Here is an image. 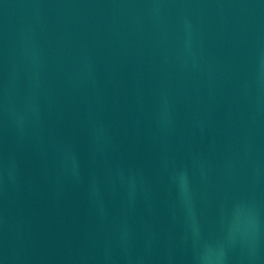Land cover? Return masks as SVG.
Returning a JSON list of instances; mask_svg holds the SVG:
<instances>
[{
	"label": "water",
	"instance_id": "obj_1",
	"mask_svg": "<svg viewBox=\"0 0 264 264\" xmlns=\"http://www.w3.org/2000/svg\"><path fill=\"white\" fill-rule=\"evenodd\" d=\"M0 264H264V0H0Z\"/></svg>",
	"mask_w": 264,
	"mask_h": 264
}]
</instances>
